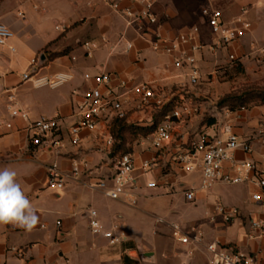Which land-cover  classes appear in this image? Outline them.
<instances>
[{
  "label": "crops",
  "instance_id": "0c3cea01",
  "mask_svg": "<svg viewBox=\"0 0 264 264\" xmlns=\"http://www.w3.org/2000/svg\"><path fill=\"white\" fill-rule=\"evenodd\" d=\"M195 1L188 0V7L192 9L188 14L184 11L186 5L177 0H156L154 11L160 20L159 28L168 35L195 24L201 25L202 40L207 47L200 54L198 63L204 75L226 54L220 49L215 52L208 49L216 38L210 37L209 28L201 18L202 7L211 2L219 8L218 0H205L198 17L194 18ZM262 1L228 0L223 9H219L223 20L230 22L240 14L241 8H247V16L249 5ZM129 4V0L123 2L124 6ZM5 5L7 8L2 9ZM26 6L27 14L21 13ZM262 8L264 5L261 4L258 11ZM14 10L22 18L13 15ZM107 10L102 0H0V22L13 32L7 43L0 45V119L13 123L10 129L0 128V169L9 167L17 172V181L40 216V223L32 232L12 224H0V264H178L181 259L182 264H210L206 244L213 241L251 254L257 264H264V235L250 236V219L264 220V203L252 200V184L247 187L248 202L234 205L227 204L233 190L226 191L225 187L230 185L217 184L210 191H198L194 202L204 204L207 214L204 219L190 224H182L180 213L175 210L167 217L156 214L150 209L151 204L141 198L139 191L134 193L136 203L131 204L125 199H110L102 190L89 186L113 174L114 156L105 150L103 124L94 131L82 132L79 145L71 142L72 115L92 85L85 75L115 72L132 84L150 82L158 89L172 87L174 83L182 85L168 57L155 53L149 43L133 31L126 32L120 18L117 24H113L99 17ZM84 18L80 29L74 27ZM93 22L100 24L98 29H95V23L91 24ZM36 26L46 30L41 35L42 42L34 45L28 43L34 34H27L35 32L33 28ZM252 28L249 36L230 44L228 54L240 56L242 63L253 57L264 60L259 51L262 46L259 43L264 42V25L258 28L255 24ZM124 34L133 43V49L128 53L124 52V44L120 40ZM87 41L98 43L99 49L88 55L82 46ZM16 46L22 48L20 55H27L30 63L36 51L44 53L43 65L32 73L30 80H24L23 75L18 78L12 70L15 60L11 53L16 51ZM63 51H66L64 55H57ZM55 74L71 77L57 88L34 85L36 78ZM130 99L132 104L136 102L134 94ZM12 110L25 114L27 119L21 115L11 118ZM133 110L130 111L133 121H146L153 114L147 109ZM57 116L63 120L53 135H38L28 130L29 123L34 120ZM212 117L216 120L214 124L229 123L240 137H247L264 123V105L250 107L239 115L225 110L212 114ZM193 120L182 122L179 133L212 131L214 124H201L198 131V127L196 129L192 124ZM138 143L134 154L140 164L154 151L147 138ZM253 147L251 154L238 150L237 157L264 162V145L255 142ZM75 160L87 163L82 174L77 179L68 177L62 191L49 189L46 183L48 166L56 162L68 174ZM153 174L158 186L171 193L181 192L175 188L179 183L185 184V188L198 189L200 186L199 172L166 176L157 170ZM217 203L239 208L241 218L226 223L221 215L214 212ZM90 209L97 212L104 229L112 231L113 236L119 238L118 242L111 243L109 238L91 231L87 216ZM210 214L214 218L211 219ZM57 221H61V226ZM171 222L178 223L185 231L195 227L202 233L201 241L181 243L173 235ZM166 231L172 233V240H166L159 234ZM149 252L153 253L151 258L145 256Z\"/></svg>",
  "mask_w": 264,
  "mask_h": 264
},
{
  "label": "built area",
  "instance_id": "2783aa9c",
  "mask_svg": "<svg viewBox=\"0 0 264 264\" xmlns=\"http://www.w3.org/2000/svg\"><path fill=\"white\" fill-rule=\"evenodd\" d=\"M124 1L126 0H102L105 6L124 22L126 32L133 31L142 40L147 41L155 53L169 58L170 66L182 85H197L203 76L198 63L199 56L207 47L202 40L201 25L195 24L173 35H168L159 28L160 20L154 11L156 0H129L130 4L126 6L123 5ZM247 11L246 7L241 8L238 16L226 22L223 20L222 11L211 2L202 7L203 24L207 25L210 33L216 37V40L208 46L211 52L240 41L250 31L252 26L246 18ZM12 36L11 29L0 22V45L6 44ZM120 40L124 44L125 53L133 49V43L125 37V34ZM82 46L88 55L100 47L93 41L84 42ZM11 49L15 51V48ZM259 51L264 56V45L259 48ZM237 58L238 56L234 53L229 54L230 60L234 61ZM73 59L76 58L73 57ZM36 63L37 59L33 58L31 64ZM70 77L66 74L42 76L35 79L34 85L57 88ZM31 78L32 73L23 74L24 80ZM85 78L92 81V85L72 115L74 122L70 126L69 134L74 145L80 144L82 132L94 131L103 124L106 132L103 143L105 150L111 154L115 144L111 125L115 119L145 126L152 125L155 122V111L171 101L170 98L167 99L165 93H159V89L152 83L132 84L130 80L120 77L115 72L102 71L94 75L86 74ZM131 94H134L136 98L134 104L130 99ZM133 108L140 111L147 109L153 114L146 121H133L130 119V111ZM197 109L191 101L180 96L173 108L156 126L154 132L147 136L154 151L149 159L138 164L133 152L115 155L112 160L113 174L89 186L102 190L110 199H125L135 204L137 198L134 193L140 187V179L149 172L160 170L166 176L199 172V188L190 187L181 191L188 201H195L198 191H210L217 184L248 183L254 186L252 200L256 203H264V162L252 159L240 160L236 155L238 150L251 154L254 151L255 142L264 145V123H261L257 130L247 137H240L233 125L229 123L214 124L210 132L203 130L191 134L179 133L180 124L190 120ZM245 110V107H241L234 112L239 115ZM18 115H21L18 110L11 111V118ZM21 116L27 119L25 114ZM62 120L60 116L41 117L30 122L28 130L38 135H53L60 129ZM143 122L145 124H142ZM12 126L13 123L10 120L0 119V128L10 129ZM86 166V162L75 160L71 171L66 174L58 163L50 164L47 168V187L55 191L64 190L67 178L71 176L77 179ZM147 186L152 188L158 186V183L155 179H150ZM214 212L221 215L226 223L241 218L239 208L221 203L215 204ZM87 216L94 234L109 238L111 243L119 241L118 237L113 236L112 231L104 229L95 210H88ZM210 217L214 218L211 214ZM158 221L163 220L158 219ZM57 225L61 226V221H57ZM169 225L173 229V235L181 243H198L202 239V233L195 227L185 231L176 222H171ZM250 229L251 237L263 236L264 220L250 219ZM206 250L210 256V264H257L251 254L224 247L217 241L206 244Z\"/></svg>",
  "mask_w": 264,
  "mask_h": 264
},
{
  "label": "rangeland",
  "instance_id": "374dc122",
  "mask_svg": "<svg viewBox=\"0 0 264 264\" xmlns=\"http://www.w3.org/2000/svg\"><path fill=\"white\" fill-rule=\"evenodd\" d=\"M85 1L86 0H83V2ZM177 1L178 3H183V5H186V9H184V11L185 14H188V12H190L189 10L191 9L190 6L188 7V0ZM204 1L205 0L195 1L196 6L194 18L198 17ZM227 2L228 0H218L217 4L219 8L223 9V6ZM261 4L264 5V0L260 4H250L251 6L249 5L250 11L246 18L251 22L252 27H254L255 24H257L258 28L264 25V8L259 9L258 11V8L261 6ZM3 8H7V5L3 6L2 9ZM27 10L28 8L26 6L24 9H22L21 13L27 14ZM12 14L17 18H22L17 15L18 12L15 10L12 11ZM99 17L101 19L106 18L107 20L112 21L113 24H117V21H119V17L115 15V13H113L110 9L105 13H102ZM84 20L85 18L74 25V27L76 26L80 29ZM94 23L95 29H98L100 24H97L96 22L91 24L94 25ZM205 27L208 29L207 26ZM33 29L35 32L32 31L31 33L29 32L27 34H34L28 43L35 45L42 42L41 35H44L46 29L40 26H36ZM252 29L253 28H251L250 31ZM250 31L244 36V38L249 36ZM210 37L216 38L211 33ZM259 44V46H263L264 42H260ZM229 48L230 45H226L220 49L224 54H226V56H223L222 60L216 63L214 66L209 67L197 85L189 86L187 84L180 85L174 83L172 87L165 86L163 89H159V93H165L167 95V99L170 98V100H173V106L175 105V102L180 99V94L183 95L184 99L191 101L195 106H197L198 109L191 119H194L192 124L195 128L198 127V131L202 124L203 118H214L212 117V114L224 112L225 110L231 111L226 106L219 105V102L222 98H225L228 95H241L244 92L251 90L264 89V60H261L259 57H253L242 63L240 56H238L237 60L232 61L229 59ZM21 51L22 48L20 46H16V51L11 53L15 60L12 70L18 78L22 77L26 71L30 74L37 72L38 68L42 66L45 61L44 53L36 51L32 56L37 59V63L32 65L29 62V57H27V55H20ZM28 65L29 68L27 69ZM247 107L249 108L250 105H247ZM147 136H143L141 134L137 135L134 130L127 132L125 134L127 141L126 148L131 149V151L134 153L135 146L139 144L138 142L142 141L144 138H147ZM153 173L154 172H149L140 179L141 186L137 190L139 191L141 198H145L151 204V210H153L156 214L165 217L169 215V212L175 210L180 213L179 221L182 224H190L192 222H196L199 219H204L205 215L207 214L204 204H196L194 201L186 200L182 192L171 193L163 190L160 188V186H155L152 188L147 187V182L150 179H156ZM247 187L249 188L248 183L226 186V191L233 190V194H231L229 197V202L227 200V204L234 205L248 202L249 190ZM218 190L220 191L221 189L218 188ZM159 234L166 237V240L173 239L171 232H159ZM182 262L183 261L181 259L179 260L178 264H182Z\"/></svg>",
  "mask_w": 264,
  "mask_h": 264
},
{
  "label": "trees",
  "instance_id": "16d2710c",
  "mask_svg": "<svg viewBox=\"0 0 264 264\" xmlns=\"http://www.w3.org/2000/svg\"><path fill=\"white\" fill-rule=\"evenodd\" d=\"M65 53L66 51H63L57 55L60 56ZM172 103L173 100L155 111V122L152 125L141 126L137 124H130L123 119H115L111 125V134L115 140L112 156L132 152L131 149L126 148L127 141L125 134L131 130H134L137 135L141 134L143 136H147L151 134L154 132L159 122H161L165 115L173 108ZM219 105L226 106L231 111L238 110L241 107L248 108L247 105H250V107L264 105V89L247 91L241 95H228L220 100ZM215 122V118H203L202 120V124H206L208 126L214 124Z\"/></svg>",
  "mask_w": 264,
  "mask_h": 264
},
{
  "label": "clouds",
  "instance_id": "9594fccd",
  "mask_svg": "<svg viewBox=\"0 0 264 264\" xmlns=\"http://www.w3.org/2000/svg\"><path fill=\"white\" fill-rule=\"evenodd\" d=\"M39 223L37 209L17 181V172L9 167L0 169V224L32 232Z\"/></svg>",
  "mask_w": 264,
  "mask_h": 264
},
{
  "label": "water",
  "instance_id": "95a60500",
  "mask_svg": "<svg viewBox=\"0 0 264 264\" xmlns=\"http://www.w3.org/2000/svg\"><path fill=\"white\" fill-rule=\"evenodd\" d=\"M202 22H203V19H202ZM175 188L177 189V191H182L185 188V184L179 183L176 185ZM145 256L147 258H151L153 256V253L152 252L146 253Z\"/></svg>",
  "mask_w": 264,
  "mask_h": 264
}]
</instances>
